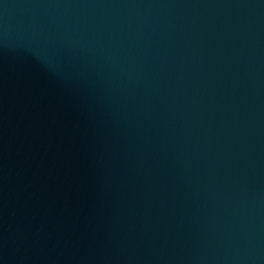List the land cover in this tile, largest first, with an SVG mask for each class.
Returning a JSON list of instances; mask_svg holds the SVG:
<instances>
[{
  "label": "water",
  "instance_id": "obj_1",
  "mask_svg": "<svg viewBox=\"0 0 264 264\" xmlns=\"http://www.w3.org/2000/svg\"><path fill=\"white\" fill-rule=\"evenodd\" d=\"M0 264H264V0H0Z\"/></svg>",
  "mask_w": 264,
  "mask_h": 264
}]
</instances>
